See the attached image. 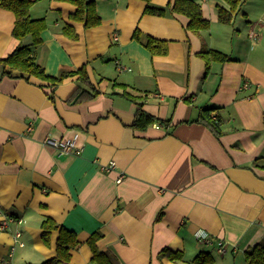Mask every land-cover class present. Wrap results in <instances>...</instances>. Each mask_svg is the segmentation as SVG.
Wrapping results in <instances>:
<instances>
[{
    "label": "crops",
    "instance_id": "obj_1",
    "mask_svg": "<svg viewBox=\"0 0 264 264\" xmlns=\"http://www.w3.org/2000/svg\"><path fill=\"white\" fill-rule=\"evenodd\" d=\"M196 1L211 22L199 33L187 29L183 14L146 13L145 0H94L102 22L92 28L70 19L71 2L33 0L31 17L47 20L35 60L52 76L83 67L88 74L65 79L54 99L38 78L3 75L11 68L2 60L33 38H16L15 13L0 7V222L17 219L0 227V264L54 257L59 232L45 244L47 218L77 234L68 264H99L89 243L95 233L97 248L116 264H191L200 252H210L214 264H248L245 251L264 238V35L251 37L262 26L252 18L264 16V0L243 2L231 23L219 20L226 0ZM67 24L77 39L62 31ZM147 36L167 41L168 52L152 54ZM203 48L232 60L207 66ZM78 86L99 93L79 98ZM125 90L168 122L134 128L139 104ZM206 107L219 108L220 137L190 122ZM74 132L79 155L58 156L43 143ZM17 229L24 246L10 256ZM203 232L211 244L200 239ZM164 248L181 250L183 259L162 255Z\"/></svg>",
    "mask_w": 264,
    "mask_h": 264
},
{
    "label": "trees",
    "instance_id": "obj_2",
    "mask_svg": "<svg viewBox=\"0 0 264 264\" xmlns=\"http://www.w3.org/2000/svg\"><path fill=\"white\" fill-rule=\"evenodd\" d=\"M76 5L75 12L70 16V19L75 22H80L85 28H92L98 26L102 22L101 15L98 14L96 2L94 0H66ZM147 2L146 13L164 15L167 12L179 13L189 18L187 29L195 33H199L202 30H208L211 27V22L204 17L202 7L196 0H170L164 7H157L152 4V0H145ZM229 4V8L223 6L219 7L218 14L219 20L222 23H231L235 14L238 12L243 2L247 0H226ZM33 0H0V7H5L13 11L16 15V23L13 29V35L18 39L31 35L33 38L32 43L20 45L8 56H6L2 63L10 67V71H5L3 75H13V70H18L21 76H24L28 80L30 78H38L43 83L42 87H52V93L50 97L54 99V90L56 86L61 84L65 79L80 75V78L88 79L86 67H83L75 71H65L58 76H52L46 73L44 67L40 65L34 56V47L42 42V31L47 29V20L45 19H33L30 14V8L32 7ZM66 35L73 39L78 38V33L74 29V26L67 24L62 30ZM141 32L136 31L135 36L140 38ZM146 47L154 55H163L168 52V42L156 39L152 36H147L145 40ZM201 57L206 60L207 66L211 62L220 61L228 62L232 60L229 53H224L216 49L203 48L200 52ZM47 82V84H45ZM98 90L88 91L78 86L76 97L90 98L98 94ZM122 95L139 104L138 111L135 115L132 126L136 129L143 130L155 122L167 123L168 120L158 118L148 111L144 110L143 103L139 102V97L132 95L126 90L122 92ZM218 107L203 108L197 119L190 122H200L208 126L212 132L220 137L224 133V120L219 113L215 114ZM43 234L42 240L45 244L51 243V237L53 231H58V239L56 243V255L50 259H46L41 264H68L72 258V250L77 247L79 240L77 234L59 224L53 218H47L42 223ZM100 237L99 233H95L89 239V243L93 249V259L99 264H116L114 257L107 253L100 251L96 246V241ZM161 254L168 257L171 260H182L184 257L183 252L175 251L169 248H164ZM244 257L248 264H264V238L248 248ZM215 258L210 252H200L195 259L191 261V264H214Z\"/></svg>",
    "mask_w": 264,
    "mask_h": 264
},
{
    "label": "built area",
    "instance_id": "obj_3",
    "mask_svg": "<svg viewBox=\"0 0 264 264\" xmlns=\"http://www.w3.org/2000/svg\"><path fill=\"white\" fill-rule=\"evenodd\" d=\"M258 32L257 31H252L251 32V37L252 39H258ZM244 88H249L250 87V82L245 81L243 84ZM80 140V133L79 132H74L70 136H65V137H53V136H47L44 139L43 143L52 145L56 149V153L58 156H63V155H79L83 151V145L81 144ZM115 165L114 161H111L109 166L113 167ZM17 220L15 217H9L6 220H3L0 222V227L2 229H5L8 227L9 222ZM21 221V220H20ZM21 236H22V231L17 229L14 233V243L11 247L10 250V256L14 255L15 249L17 245L24 246V242L21 241ZM200 239H202L205 243L211 244L212 243V238L208 233H200L199 235ZM218 251L219 253H225L226 252V247L225 243L222 240L218 241ZM10 264V263H7Z\"/></svg>",
    "mask_w": 264,
    "mask_h": 264
},
{
    "label": "rangeland",
    "instance_id": "obj_4",
    "mask_svg": "<svg viewBox=\"0 0 264 264\" xmlns=\"http://www.w3.org/2000/svg\"><path fill=\"white\" fill-rule=\"evenodd\" d=\"M259 12H257L256 14H254V18L253 21L260 23L259 25L262 24V26H260V30H257L258 34L261 33V35H264V16H262V14H258Z\"/></svg>",
    "mask_w": 264,
    "mask_h": 264
}]
</instances>
